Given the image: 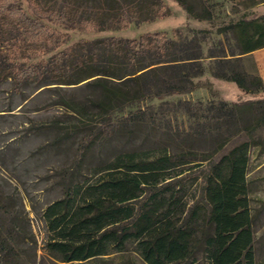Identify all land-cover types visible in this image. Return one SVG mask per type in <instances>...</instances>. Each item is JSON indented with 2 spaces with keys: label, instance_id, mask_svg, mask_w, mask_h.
<instances>
[{
  "label": "trees",
  "instance_id": "trees-1",
  "mask_svg": "<svg viewBox=\"0 0 264 264\" xmlns=\"http://www.w3.org/2000/svg\"><path fill=\"white\" fill-rule=\"evenodd\" d=\"M174 1L195 19L212 17L192 0ZM49 2L44 7L40 0H27L36 16L31 18L18 0H0L1 77L11 80L24 107L40 101L60 111L28 126L27 138L45 137L33 155L80 158L83 165L123 145L110 161L90 168L84 181L76 180L74 171L62 173L63 195L42 214L50 258L88 262L122 252L135 240L145 264H258L247 168L250 149L264 151V99L211 104L208 110H215L217 120L197 133L163 131L133 116L117 121L114 114L195 91L194 79L205 71L202 61L211 57L213 76L251 94L262 91V79L245 69L244 58L264 48V23L239 20L219 31L232 33L237 51L230 52L232 58L225 51L204 57L197 36L179 42L153 33L138 41L114 35L83 39L38 65L11 62L2 47L13 46L17 28L30 43L46 36L61 46L71 37L68 31L106 33L167 16L163 0ZM139 140L152 146L142 150ZM203 144L208 149L199 150ZM193 162L207 171L199 200L186 212L174 181L178 170ZM148 193V203L137 209L136 201ZM6 232L0 234V252L2 262L10 264L23 240Z\"/></svg>",
  "mask_w": 264,
  "mask_h": 264
},
{
  "label": "rangeland",
  "instance_id": "rangeland-1",
  "mask_svg": "<svg viewBox=\"0 0 264 264\" xmlns=\"http://www.w3.org/2000/svg\"><path fill=\"white\" fill-rule=\"evenodd\" d=\"M197 9L202 7L212 13L210 20L195 19L174 0H163L164 18L153 22L131 24L123 30H111L106 33L85 31H68L70 39L64 45L57 46L46 36L39 42L30 43L24 40L20 28L15 30L16 39L13 46L4 45L3 51L13 63L38 65L48 61L55 54L68 49L83 39L90 40L102 36H117L131 40H139L146 34L163 33L167 39L184 42L197 36L201 42L204 57L211 54L219 55L225 51L232 58L231 51H236L235 41L231 31L219 34L226 26L239 20L264 23V0H192ZM44 7L52 5L49 0H40ZM19 5L31 18H36L27 0H18ZM63 31V30H62ZM66 32V31H63ZM215 58L202 61L204 73L194 79L197 89L184 95H173L156 100H147L127 107L114 114L115 120L127 119L133 116L138 121H147L150 125L163 131H192L197 133L202 125L213 123L217 118L215 110H208L211 104L219 106L221 102L228 104L264 99V89L255 94L239 88L236 83L216 78L212 74ZM245 69L253 75H258L264 83V48L254 50L249 57L244 58ZM0 74V234L11 231L13 235H22V243L16 245L15 261L10 264H68L52 260L46 250V240L49 232L42 218L45 207L50 202L59 199L63 190L58 182L63 178L64 171L75 172V179L84 181L90 168L102 162L110 161L115 153L123 149L117 143L113 151L104 150L100 160H86L83 165L80 158L68 162L63 156L57 158L47 154L33 155L45 142V137H26L28 126H39L52 120L58 108H49L40 101L25 106L21 96L15 93L11 80H5ZM27 94L31 93L27 89ZM12 107V111H8ZM264 133V128H263ZM140 149L152 145L138 141ZM231 146V145H230ZM228 146L227 149L230 147ZM208 145H200V149H208ZM221 154V153H219ZM250 162L247 179L249 197L255 216V240L258 264H264V151L259 146L250 149ZM77 163V164H76ZM206 165L196 166V162L179 169L181 174L174 181L175 192L186 204V212L199 200L202 180L206 173ZM148 193L143 199L136 201V208L141 209L148 203ZM12 225V226H11ZM138 243L132 240L122 252L103 256L88 262L75 264H145L138 254ZM0 252V264H4Z\"/></svg>",
  "mask_w": 264,
  "mask_h": 264
}]
</instances>
